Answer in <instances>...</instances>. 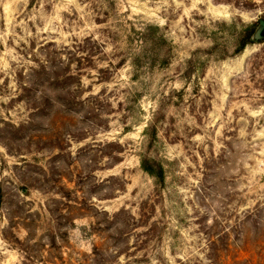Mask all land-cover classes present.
<instances>
[{
  "label": "rangeland",
  "instance_id": "1",
  "mask_svg": "<svg viewBox=\"0 0 264 264\" xmlns=\"http://www.w3.org/2000/svg\"><path fill=\"white\" fill-rule=\"evenodd\" d=\"M260 18L0 0V264H264Z\"/></svg>",
  "mask_w": 264,
  "mask_h": 264
},
{
  "label": "trees",
  "instance_id": "2",
  "mask_svg": "<svg viewBox=\"0 0 264 264\" xmlns=\"http://www.w3.org/2000/svg\"><path fill=\"white\" fill-rule=\"evenodd\" d=\"M257 25H258V23H257ZM256 27H257L256 25L255 26H247L244 28V30H242L240 37H239V44H238V51L239 52L242 51L246 45L253 42L251 37H252V34H253ZM156 28L157 27H155V29ZM261 41H264V40H261ZM161 176H162V174H160V178H161Z\"/></svg>",
  "mask_w": 264,
  "mask_h": 264
},
{
  "label": "water",
  "instance_id": "3",
  "mask_svg": "<svg viewBox=\"0 0 264 264\" xmlns=\"http://www.w3.org/2000/svg\"><path fill=\"white\" fill-rule=\"evenodd\" d=\"M251 38L253 42H260L261 40H264V18L259 19L258 25L255 28Z\"/></svg>",
  "mask_w": 264,
  "mask_h": 264
}]
</instances>
